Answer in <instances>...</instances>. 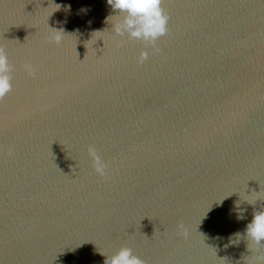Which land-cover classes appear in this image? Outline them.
<instances>
[{
    "label": "water",
    "instance_id": "1",
    "mask_svg": "<svg viewBox=\"0 0 264 264\" xmlns=\"http://www.w3.org/2000/svg\"><path fill=\"white\" fill-rule=\"evenodd\" d=\"M161 7L157 51L107 0H0V264H264V0Z\"/></svg>",
    "mask_w": 264,
    "mask_h": 264
},
{
    "label": "clouds",
    "instance_id": "2",
    "mask_svg": "<svg viewBox=\"0 0 264 264\" xmlns=\"http://www.w3.org/2000/svg\"><path fill=\"white\" fill-rule=\"evenodd\" d=\"M113 11L122 14V19L112 25L116 35L125 36L129 39L141 40L146 45H151L155 49L156 41L165 36L168 32L169 16L161 7L162 0H107ZM113 15V16H116ZM109 16L106 20L109 22ZM61 37H55L56 43ZM158 51V49H155ZM148 58L147 51H141L137 59L138 63H143ZM28 75L34 76L35 69L31 65L25 66ZM13 66L9 63L8 57L2 47H0V100H2L12 89L11 72ZM88 155L91 159L94 171L100 175H106L108 164L101 158L94 146L89 145ZM180 234L186 236L183 225H178ZM247 240L256 245L264 243V208L254 212L251 222L245 229ZM264 260V253L257 257ZM105 264H146L144 260L134 255L132 249L121 246L115 253L105 259Z\"/></svg>",
    "mask_w": 264,
    "mask_h": 264
}]
</instances>
